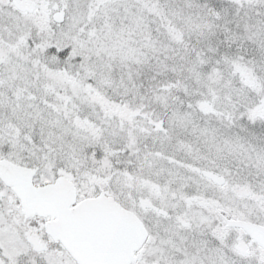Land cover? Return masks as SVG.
I'll list each match as a JSON object with an SVG mask.
<instances>
[{
  "label": "snow or ice",
  "instance_id": "obj_1",
  "mask_svg": "<svg viewBox=\"0 0 264 264\" xmlns=\"http://www.w3.org/2000/svg\"><path fill=\"white\" fill-rule=\"evenodd\" d=\"M0 264H264V0H0Z\"/></svg>",
  "mask_w": 264,
  "mask_h": 264
}]
</instances>
